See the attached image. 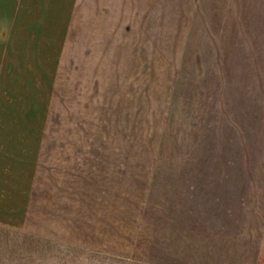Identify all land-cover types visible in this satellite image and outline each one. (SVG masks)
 Listing matches in <instances>:
<instances>
[{
    "label": "rangeland",
    "instance_id": "obj_1",
    "mask_svg": "<svg viewBox=\"0 0 264 264\" xmlns=\"http://www.w3.org/2000/svg\"><path fill=\"white\" fill-rule=\"evenodd\" d=\"M187 1L160 34L93 20L67 35L23 217L0 221V264H256L264 98L219 81L216 7ZM233 186L240 206L218 202Z\"/></svg>",
    "mask_w": 264,
    "mask_h": 264
},
{
    "label": "crops",
    "instance_id": "obj_2",
    "mask_svg": "<svg viewBox=\"0 0 264 264\" xmlns=\"http://www.w3.org/2000/svg\"><path fill=\"white\" fill-rule=\"evenodd\" d=\"M194 1H187L188 9ZM200 3L201 10H211V4L216 7L211 11L216 13L217 44L211 50L218 52L212 66L218 67L219 81L227 86L234 83L233 98H264V0ZM180 9L178 0H0V221L19 224L23 217L67 35L82 34L87 20L90 26L84 33H93L96 20L109 34L116 30L121 36L129 35L134 27L138 34L145 33L146 27L160 34L162 15L172 20ZM237 83H249V91L242 94L247 90L237 88ZM221 191L228 197L218 195V202L240 206L241 188ZM260 200L250 204L264 221ZM262 233L256 264H264V228Z\"/></svg>",
    "mask_w": 264,
    "mask_h": 264
}]
</instances>
